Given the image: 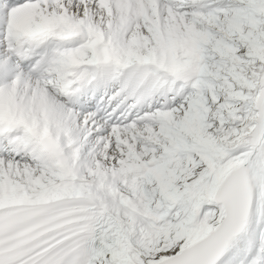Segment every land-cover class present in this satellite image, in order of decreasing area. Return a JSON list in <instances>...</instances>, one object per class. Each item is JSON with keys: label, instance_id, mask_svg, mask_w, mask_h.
<instances>
[{"label": "snow or ice", "instance_id": "snow-or-ice-1", "mask_svg": "<svg viewBox=\"0 0 264 264\" xmlns=\"http://www.w3.org/2000/svg\"><path fill=\"white\" fill-rule=\"evenodd\" d=\"M0 264H264V0H0Z\"/></svg>", "mask_w": 264, "mask_h": 264}]
</instances>
